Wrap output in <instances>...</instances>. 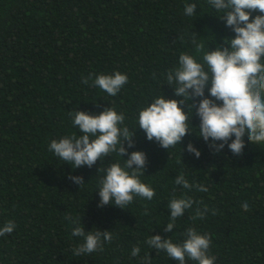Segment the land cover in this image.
Masks as SVG:
<instances>
[{
	"label": "trees",
	"instance_id": "16d2710c",
	"mask_svg": "<svg viewBox=\"0 0 264 264\" xmlns=\"http://www.w3.org/2000/svg\"><path fill=\"white\" fill-rule=\"evenodd\" d=\"M185 2L0 0V227L8 221L16 225L0 236V264H143L146 255L151 264H179L147 240L159 234L182 242L188 227L211 234L215 264H264V144L254 145L245 136L241 155L227 146L217 153L196 134L195 114L193 125L189 120L193 132L168 150L138 128L140 110L154 98L181 99L163 74L178 66L182 53L196 54L192 31L210 50L235 35L207 0H187L197 3L193 17L184 15ZM116 71L128 76L116 96L91 81L82 83L86 76ZM108 107L125 115L130 131L136 129L129 153L147 154L140 180L156 193L152 200L134 197L126 209L98 206L105 170L117 162L123 166L125 157L111 153L91 168H75L49 151L53 139L82 135L73 124L78 110L99 114ZM190 142L201 150L199 158L187 151ZM181 173L208 191L176 185ZM71 176L85 182L80 186ZM174 196L198 203L168 233L167 205ZM205 205L209 211L201 219L196 209ZM69 216L79 217L86 231H112L113 240L103 251L75 256L82 238L72 236ZM137 246L140 253L131 255Z\"/></svg>",
	"mask_w": 264,
	"mask_h": 264
},
{
	"label": "clouds",
	"instance_id": "9594fccd",
	"mask_svg": "<svg viewBox=\"0 0 264 264\" xmlns=\"http://www.w3.org/2000/svg\"><path fill=\"white\" fill-rule=\"evenodd\" d=\"M207 2L220 13L218 16L224 20L226 27L232 29L234 37H224L223 45L218 44L214 50H210L208 44L206 47L198 41L200 34L192 31L191 42L196 54L182 53L178 66L169 68L163 74L164 83L173 87L174 96L181 99L166 98L163 94L154 98L140 110L138 128L145 132L149 141L154 139L168 150L181 145L186 134L192 131L189 120L192 124L195 114L200 119L199 125H195L198 136L206 142L210 141L209 146L217 153L227 146L239 156L245 148V136L254 145L264 144V0ZM183 11L187 17L197 16V3L186 0ZM255 11L261 14L253 19L251 17ZM90 81L92 86L109 96H116L128 82V76L116 71L97 75L94 79L91 75L82 79L84 84ZM206 90L208 95L205 94ZM124 121L125 115L111 107L99 114L78 110L73 124L82 135L53 139L49 145V151L75 168L85 165L91 168L111 153L126 158L123 166L117 162L105 170L98 189L100 207L112 203L126 209L134 197L152 200L156 194L154 188L140 180L147 165V154L142 150L129 153V149L135 145L133 137L136 129L130 131ZM187 151L196 158L201 156V150L191 142L187 145ZM70 179L80 186L85 182L82 176H71ZM175 184L186 190L195 188L200 192L208 191L202 184L190 183L183 173L175 177ZM194 203L198 202L191 197L174 196L167 205L170 219L165 232L171 233L177 218L191 209ZM242 208L247 211L249 204L244 202ZM208 211L207 205L202 210L197 207L196 216L203 219ZM212 212L215 214V210ZM67 219L73 224L72 236L82 238V242L73 248V254L77 257L103 251L105 242L113 240L110 230L86 231L79 217L69 216ZM15 227L13 221L6 222L0 227V236L12 233ZM147 244L157 251L166 252L179 264H187L188 260L195 264L216 262V257L210 254L211 234H202L194 227L186 228L182 242L156 234L148 238ZM140 251L139 246L134 247L131 255L137 256ZM141 260L143 264H151L150 255L141 257Z\"/></svg>",
	"mask_w": 264,
	"mask_h": 264
}]
</instances>
